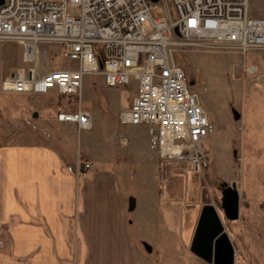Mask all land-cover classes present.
<instances>
[{"label":"rangeland","instance_id":"rangeland-1","mask_svg":"<svg viewBox=\"0 0 264 264\" xmlns=\"http://www.w3.org/2000/svg\"><path fill=\"white\" fill-rule=\"evenodd\" d=\"M248 6L250 17L264 18V0H248ZM177 61L186 72L197 76L190 90L198 95L214 127L205 141L210 164L200 175L159 161L145 143L140 148L135 146L134 130L140 127L120 125L119 115L136 97V86L107 88L101 77L93 75L84 78L81 89V108L91 116L90 131H78L74 124L56 121L59 112L76 110L71 99L56 92L27 96L0 90V147L44 145L73 166L84 156L93 160L95 169L112 170L124 204L133 264H206L190 252V247L207 205L218 212L234 248V264H264L263 163L257 161L261 158L258 152L253 154L247 145L245 129L253 120L240 80V67L245 63L259 67L263 74L264 52L242 57L197 51L177 57ZM30 66L22 62L20 46L0 43V84L12 70ZM37 68L38 74L44 75L72 69L74 64L66 59L62 47L39 44ZM252 83L253 94H257L262 90L264 74L263 79ZM79 179L82 181L81 176ZM222 184L234 185L238 192L236 221H228L221 210ZM130 197L136 201L133 212L127 208ZM143 243L151 247L150 254Z\"/></svg>","mask_w":264,"mask_h":264},{"label":"built area","instance_id":"built-area-1","mask_svg":"<svg viewBox=\"0 0 264 264\" xmlns=\"http://www.w3.org/2000/svg\"><path fill=\"white\" fill-rule=\"evenodd\" d=\"M3 42L20 46L22 62L31 65L12 70L0 84L3 93L56 92L76 104L75 112H59L56 121L90 131L91 116L81 108L84 78L101 77L107 88L133 84L136 97L120 113V125L144 129L159 161L200 175L210 164L205 141L214 127L190 90L197 76L186 72L177 57L197 51L242 57L264 52V19L249 16L248 0H4ZM39 44L62 47L74 68L39 75ZM240 70L251 104L252 82L263 74L251 65L242 64ZM91 168L88 163L78 166Z\"/></svg>","mask_w":264,"mask_h":264},{"label":"crops","instance_id":"crops-1","mask_svg":"<svg viewBox=\"0 0 264 264\" xmlns=\"http://www.w3.org/2000/svg\"><path fill=\"white\" fill-rule=\"evenodd\" d=\"M261 88L247 105L253 123L245 132L264 172ZM144 131L134 130L139 148ZM81 162L92 168L80 172ZM78 163L44 145L0 147V264H133L115 173L84 156Z\"/></svg>","mask_w":264,"mask_h":264},{"label":"water","instance_id":"water-1","mask_svg":"<svg viewBox=\"0 0 264 264\" xmlns=\"http://www.w3.org/2000/svg\"><path fill=\"white\" fill-rule=\"evenodd\" d=\"M155 3L157 0H150ZM4 0H0L2 6ZM101 67V65H100ZM190 86L194 83L190 82ZM36 118L37 114L34 113ZM235 114V118L238 119ZM221 210L228 221H236L239 217V195L235 186H221ZM135 209V199L130 197L128 200V211L133 212ZM145 251L150 254L152 249L146 243H143ZM190 252L206 264H234V248L229 237L224 232L218 212L212 206H204L199 222L196 228L194 239L192 241Z\"/></svg>","mask_w":264,"mask_h":264},{"label":"snow or ice","instance_id":"snow-or-ice-1","mask_svg":"<svg viewBox=\"0 0 264 264\" xmlns=\"http://www.w3.org/2000/svg\"><path fill=\"white\" fill-rule=\"evenodd\" d=\"M192 23L194 24L195 22L193 21Z\"/></svg>","mask_w":264,"mask_h":264}]
</instances>
